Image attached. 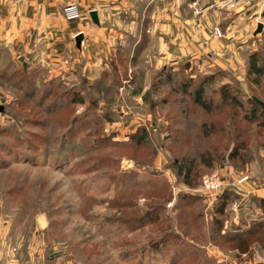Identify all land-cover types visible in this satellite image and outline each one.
Segmentation results:
<instances>
[{
  "label": "rangeland",
  "instance_id": "1",
  "mask_svg": "<svg viewBox=\"0 0 264 264\" xmlns=\"http://www.w3.org/2000/svg\"><path fill=\"white\" fill-rule=\"evenodd\" d=\"M256 37L259 50L264 35ZM247 54L219 74L172 73L159 98L151 94L154 105L121 98V71L74 103L79 82L8 69L1 56L0 264H264V211L240 187L264 192V116L245 119L247 99L264 102V78L259 86L245 79ZM213 73L209 108L181 94L180 81H193L192 93ZM222 85L243 108L222 103ZM190 162L187 186L178 168ZM213 176L229 193L223 212L221 191L202 190ZM243 206L253 211L240 219Z\"/></svg>",
  "mask_w": 264,
  "mask_h": 264
},
{
  "label": "crops",
  "instance_id": "2",
  "mask_svg": "<svg viewBox=\"0 0 264 264\" xmlns=\"http://www.w3.org/2000/svg\"><path fill=\"white\" fill-rule=\"evenodd\" d=\"M72 1L76 19L64 16L67 0H0V58L6 57L8 69L90 85L115 68L124 73L121 98L141 105L152 93L159 98L151 88L158 74H172L185 65L235 69L243 64L242 53L255 50L258 23L259 35H264L261 3L228 12L218 8L219 0ZM240 187L264 198L253 183Z\"/></svg>",
  "mask_w": 264,
  "mask_h": 264
},
{
  "label": "trees",
  "instance_id": "3",
  "mask_svg": "<svg viewBox=\"0 0 264 264\" xmlns=\"http://www.w3.org/2000/svg\"><path fill=\"white\" fill-rule=\"evenodd\" d=\"M189 65H185L183 67V70H187L189 69ZM115 71H119L115 68H113L112 72L110 73V75H114L115 74ZM217 74L220 73V71H216ZM121 77L124 75V73L121 71ZM110 75H104L103 77H108L110 78ZM173 76L171 73L169 72H162L160 73L156 78L155 80L153 81L152 83V86L151 88L153 89V91L157 92L158 89L160 88V83L161 81H164L165 83H170L173 81ZM213 76H214V73L212 75H206L205 77H202L200 79V83L199 85L197 86V88L194 90V92L192 93H186L187 89L190 87V85L192 84L191 81H185V82H182L180 81L179 82V86L182 87V95L185 93V94H192L193 96V100L196 104H199L200 106H205L206 108H209V104L212 103L211 100H209L208 102V106H206V103L204 102L205 101V98H204V87L213 80ZM244 77L245 79L248 81V83L250 85H253V86H259L260 83H261V79L264 78V45L261 47V49L259 50H255L251 53H249L248 57H247V60H246V66H245V70H244ZM78 84L81 85V89H79L77 86ZM87 85L88 83H86L85 81L83 80H80L79 83L73 85L72 87L76 88L75 92H77L76 94H79L80 97L79 99H73L74 103H78V104H82L84 102V99L82 96L83 95V91L82 90H86L87 89ZM73 88V90H74ZM175 93H177V91H173ZM218 94L220 95V100L222 101V103H225V102H228V103H232L233 105H235V108L236 109H241L243 108V105H242V102L239 101L236 97H234L233 95L230 94L229 92V87L227 85H222L221 87H219V90H218ZM164 99H161L159 101V103H166L165 101H163ZM107 102H111V100H107ZM148 104L150 103L151 104V99L147 101ZM106 103V102H105ZM247 103L250 104V116L248 115V117H245V119H253L255 114L257 112L260 113V115L264 116V108L263 107H260L259 105H257L253 100H252V97L250 99H247ZM107 104V103H106ZM156 104V103H155ZM151 105H154V103H152ZM261 127H264V122L260 123ZM141 133H143V135L145 134V130L144 129H141L139 130ZM138 131V132H139ZM143 135H141L143 138ZM237 153V150L236 149H233L232 153H231V157L235 156ZM185 167H180L178 168V175H182V179H183V183L187 186H190V175H191V172H192V168H193V165H192V162L189 163L188 167L185 168V171L182 173L183 169ZM220 194V200H221V204H220V212H223V209L225 208V206L229 203V193H227V191L224 189L221 190V192L219 193ZM236 197L234 196V199ZM253 201H257V206H259L261 208V211H264V198H254ZM243 212L239 215L240 216V219L241 217L243 216V214L249 216L250 214H252V211L250 209V206H243Z\"/></svg>",
  "mask_w": 264,
  "mask_h": 264
},
{
  "label": "built area",
  "instance_id": "4",
  "mask_svg": "<svg viewBox=\"0 0 264 264\" xmlns=\"http://www.w3.org/2000/svg\"><path fill=\"white\" fill-rule=\"evenodd\" d=\"M256 3L264 4V0H220V7L225 11L234 12L249 8ZM64 16L66 17V19H76L78 17L76 5L72 0H67L66 5L64 7ZM215 32L218 36H220L218 30H216ZM222 188L223 181L222 179H220V177L213 176L210 178H206L202 181L203 192L208 194L211 198L218 195L217 193L221 191ZM232 206V211L234 213H237L236 204H233Z\"/></svg>",
  "mask_w": 264,
  "mask_h": 264
},
{
  "label": "water",
  "instance_id": "5",
  "mask_svg": "<svg viewBox=\"0 0 264 264\" xmlns=\"http://www.w3.org/2000/svg\"><path fill=\"white\" fill-rule=\"evenodd\" d=\"M90 18H91V20H92V22L94 24H97L96 12H94V11L90 12ZM261 30H262V24L261 23H258L257 24V27H256V29L254 31V35L260 34L261 33ZM81 40H82V36L80 34L75 37L74 42H75V45H76L77 48H79ZM252 100L257 105H259L260 107H263L264 108V102L263 101L255 98V97H252ZM1 111H2V107H0V112Z\"/></svg>",
  "mask_w": 264,
  "mask_h": 264
}]
</instances>
